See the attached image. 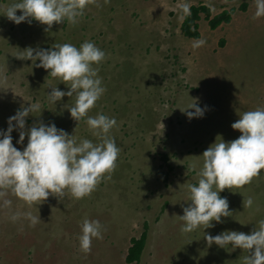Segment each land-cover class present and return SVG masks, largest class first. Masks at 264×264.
Instances as JSON below:
<instances>
[{"label": "rangeland", "instance_id": "rangeland-1", "mask_svg": "<svg viewBox=\"0 0 264 264\" xmlns=\"http://www.w3.org/2000/svg\"><path fill=\"white\" fill-rule=\"evenodd\" d=\"M201 5L211 9V18L227 11L229 20L212 29L201 14L199 36L189 39L180 31L183 17ZM255 10L254 0H95L76 24L54 23L47 31L35 20L15 24L0 15V130L21 106L34 103L39 110L26 118L25 131L54 123L77 141L97 143L86 118L78 123L65 108L74 96L49 102L50 87L67 86L22 59L27 48L91 41L105 53L93 65L105 92L88 115L116 119L110 135L120 149L110 178L81 199L67 190L62 198L49 195L31 206L10 192L0 198V264H126L130 241L145 226L147 243L136 264H244L247 250L209 245L204 236L255 230L264 219V170L220 192L232 212L221 223L182 233L179 216L190 204L187 185L198 182L203 151L216 138H238L231 124L245 111L264 108V17L253 19ZM195 101L207 110L189 119L181 110ZM11 136L22 151L27 137L17 144L18 131ZM249 197L253 205L244 208ZM2 199L11 204L3 206ZM29 212L38 217L34 225ZM85 218L102 226V238L93 239L87 253L78 240Z\"/></svg>", "mask_w": 264, "mask_h": 264}, {"label": "clouds", "instance_id": "clouds-1", "mask_svg": "<svg viewBox=\"0 0 264 264\" xmlns=\"http://www.w3.org/2000/svg\"><path fill=\"white\" fill-rule=\"evenodd\" d=\"M94 2L14 0L7 6L0 5V15L15 24H31L35 20L46 25L47 31L54 23L76 24L88 4ZM254 3L253 19L264 17V0H254ZM17 10H20V15H17ZM104 58V51L91 41H85L79 47L63 43L49 49L24 50L22 59L35 61L36 67L47 70L48 76L58 78L67 86V91L50 87L51 91L47 92L49 102L56 103L65 96H74V103L65 108L78 123L86 118L85 123L98 142L93 143L86 138L77 141L74 134L58 129L54 123L39 122L25 131L26 118L38 111L39 105L29 103L21 106L8 118L7 129L0 130V198L10 192L31 206L41 204L39 202L45 201L49 195L62 198L67 190L72 198L81 199L91 193L102 179L110 178L120 152L110 135L117 121L101 113L95 117L88 115L105 92L98 68L93 67ZM206 110L207 106L201 108L195 101L181 111L192 119L202 118ZM231 127L241 133L238 138L228 142L216 138L200 155L203 162L197 173L198 182L187 185L190 204L183 208V215L179 216L184 222L180 228L182 233H191L199 227L205 230L213 226V221L221 223L222 217L232 216L228 201L219 195L220 192L226 188H239L264 170V108L243 112ZM13 130L18 131L17 144H23L27 137L22 151L13 146ZM10 204V200L2 199L3 206ZM252 205L251 197L243 199L244 208ZM17 215L14 214L12 219L15 220ZM25 216L31 224L37 223L38 217L30 212ZM101 228L97 220H83L78 237L80 250L85 253L90 251L92 240L102 238ZM204 239L209 245L215 244L220 248L230 246L247 250L244 264H264V219L259 220L255 230L248 234L226 230L215 236L205 233Z\"/></svg>", "mask_w": 264, "mask_h": 264}, {"label": "trees", "instance_id": "trees-1", "mask_svg": "<svg viewBox=\"0 0 264 264\" xmlns=\"http://www.w3.org/2000/svg\"><path fill=\"white\" fill-rule=\"evenodd\" d=\"M201 14H204L205 18L210 19V25L212 29H216L221 23L229 20V13L227 11L217 14L211 18V9L209 7L204 5L199 7L191 6L189 8V12L184 15L180 26V31L185 37L194 39L196 36H199L197 21L200 20ZM144 230L145 231L139 238H133L130 241V247L125 259L126 264L139 263L147 243L146 226L144 227Z\"/></svg>", "mask_w": 264, "mask_h": 264}]
</instances>
